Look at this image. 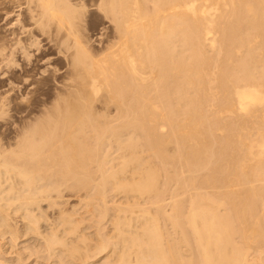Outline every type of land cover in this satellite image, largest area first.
Wrapping results in <instances>:
<instances>
[{"label":"bare ground","instance_id":"6f19581e","mask_svg":"<svg viewBox=\"0 0 264 264\" xmlns=\"http://www.w3.org/2000/svg\"><path fill=\"white\" fill-rule=\"evenodd\" d=\"M3 7L19 14L10 40L0 37V62L48 46L64 78L48 117L21 132L17 150L0 149L1 246L6 235L33 238L61 264H264V0H0ZM96 21L98 33H86ZM178 189L189 192L186 206ZM164 190L173 198L162 211L196 249L167 243L148 206L165 201ZM87 213L99 215L92 233ZM254 237L263 249H251ZM1 246L0 264L20 262Z\"/></svg>","mask_w":264,"mask_h":264},{"label":"rangeland","instance_id":"374dc122","mask_svg":"<svg viewBox=\"0 0 264 264\" xmlns=\"http://www.w3.org/2000/svg\"><path fill=\"white\" fill-rule=\"evenodd\" d=\"M19 14V12H18V10L17 9H15V8H11V7H3V8H1L0 9V31L1 32H3V34H5V35H3L1 32V34H0V37H3V38H6L7 39V35H9L10 34V32L9 31H11V29L13 30V28H15L14 26L15 25H13V22H15V21H17V19L16 18H18V15ZM20 18V17H19ZM16 19V20H15ZM89 21H91L90 19H89ZM97 21H99V20H97ZM96 21V23L98 24V25H93L92 27H88L87 26V28H88V30H89V32H87L88 30H86V33H90V32H92L91 34L94 36L95 35V33L97 34L98 33V31H99V29L102 27V25H101V23L99 22H97ZM92 22V21H91ZM13 26V27H12ZM96 26V28H94ZM99 27V28H98ZM10 29V30H9ZM95 31H94V30ZM96 29H98V30H96ZM9 30V31H8ZM7 31V32H6ZM94 31V32H93ZM7 33V34H6ZM90 34V35H91ZM91 35V36H92ZM96 38V37H95ZM9 39V38H8ZM7 39V40H8ZM10 40V39H9ZM14 42V41H13ZM44 43H42V44H40V48H42L43 46H44V48H46V45H43ZM44 48H42V49H44ZM37 52V48L34 46V47H32L31 48V51L33 52L34 50ZM49 47L47 46V48L45 49V52H44V54L41 56V54H34L35 53V51L32 53L31 52V55L30 56H27L28 57V59H27V57H25V55H20V54H17V56L15 57V59H14V61H11V62H8V63H10L9 65H7L8 63H6V62H0V149L1 150H17L18 149V147L16 146L18 143H21L22 142V138H23V131H24V133H25V130H26V132L28 131V130H32L33 129V127H36V125H38V123H40L41 121H43V120H45L47 117H48V111H50V109H52V106H53V101L55 102V99L53 100V98H55V93H53V92H56V89L55 88H57L58 86H59V81H62L63 80V78L64 77H62V74H54L53 72L56 70V69H54V68H57V67H60L58 70H61L63 67H64V63L63 64H60V61H58V59L57 60H53V59H51L52 61H50V59H48V58H51V57H53L52 55H54V52H52L53 51V49H49ZM48 50V51H47ZM48 53H47V52ZM47 53V54H46ZM33 54V55H32ZM51 56H49V55ZM20 55V56H19ZM35 55H38V57H36ZM32 56V57H31ZM41 56V57H40ZM19 57H21V58H19ZM25 57V58H24ZM39 59V57H40V60H41V65H40V60H39V63H38V61L35 59ZM44 57V58H43ZM18 58V59H17ZM31 60H30V59ZM45 58H47V59H45ZM24 59H26V62L25 61H23ZM34 61H33V60ZM43 59V60H42ZM17 60L19 61V62H17ZM21 60V61H20ZM48 60V61H47ZM15 61H16V64H15ZM28 61V62H27ZM29 61H30V63H29ZM32 61V62H31ZM44 61H46L47 63H45ZM59 62V64H58V62ZM13 62V63H12ZM23 62V63H22ZM48 62H51V63H48ZM56 62V63H55ZM18 63H19V65H18ZM24 63H26V64H24ZM34 63V64H33ZM36 63H38L37 65H36ZM46 65H45V64ZM62 63V62H61ZM11 64H13V66L15 65L16 67L14 68ZM45 66H44V65ZM55 65V66H53V65ZM3 65V66H2ZM26 67H25V66ZM35 65V66H34ZM50 65H51V67H50ZM58 65V66H57ZM5 66V67H4ZM9 66H11V68L13 67L14 69H11V68H9ZM17 66H18V68H17ZM28 66V67H27ZM36 66H37V68H36ZM40 66H42V67H40ZM49 67V68H51V70H49V68L47 69L46 67ZM21 67V68H20ZM23 67H25L26 69H28V70H26L25 68H23ZM3 68V69H2ZM31 68H34V69H32L31 70ZM39 68H40V70H39ZM45 68V69H44ZM8 69H10V70H8ZM20 71H19V70ZM43 69V70H42ZM14 70H16V72L14 71ZM22 70V71H21ZM26 70V71H25ZM46 70V71H45ZM52 70H54V71H52ZM10 71V72H9ZM12 71H13V73H12ZM19 71V72H18ZM24 71V72H23ZM30 71H33L32 73H30L31 75H34V76H32V77H30L31 75L29 74V72ZM36 71V72H35ZM39 71H40V73H39ZM43 71H44V73L45 74H48V72L47 71H51L52 73H53V75H52V73L50 72L49 73V75H45L44 73H43ZM4 72V73H3ZM16 74H15V73ZM18 72V73H17ZM43 74H42V73ZM9 73H11V74H9ZM20 73V74H19ZM26 73V74H25ZM35 73V74H34ZM38 73H39V75H38ZM9 74V75H8ZM13 74H15L16 76H17V78L19 79L20 78V80L21 79H23L24 78V80L26 79V78H29V79H26L25 80V82H24V80H21V81H19L17 78H16V76L14 75V77H13ZM22 74V75H21ZM25 74V76H23ZM28 74V75H27ZM18 75L20 76V77H18ZM28 77H27V76ZM30 75V76H29ZM36 75V76H35ZM41 75V77L43 76V78H39V76ZM52 75V76H51ZM10 76L12 77V79L10 78ZM23 76V77H22ZM45 76V77H44ZM46 76H48V77H46ZM58 76V77H57ZM59 76H60V78H59ZM22 77V78H21ZM51 77V78H50ZM52 77H54L53 79H55V82H54V85H53V83H51L50 84V82H51V80H52V82H53V79H52ZM57 79H56V78ZM39 78V81L37 80ZM46 80H45V79ZM58 78H59V80H58ZM62 78V79H61ZM14 79H15V81H14ZM17 79V80H16ZM42 79V80H41ZM44 79V80H43ZM7 80V81H6ZM10 80V81H9ZM48 80L50 81V82H48ZM38 81V82H37ZM42 81V82H41ZM58 81V82H57ZM4 82H5V84H4ZM11 82V83H10ZM12 82H14V83H12ZM17 82V83H16ZM20 82V83H19ZM36 83V84H32V83ZM41 82V83H40ZM9 83V85H7ZM29 83H31V86H30V84ZM40 84V85H38V84ZM15 85V86H13V85ZM57 84V85H56ZM23 85V86H22ZM27 87V86H30V87H32L33 85L35 86H33L32 87V89L31 90H33V91H30V88L29 87H25V86ZM38 85V86H37ZM56 85V86H55ZM22 86V87H21ZM55 86V87H54ZM12 87V88H11ZM15 87V88H14ZM48 87H50V88H48ZM35 90H34V89ZM11 89H13L14 91H12ZM48 89V90H47ZM55 89V90H54ZM22 90V91H21ZM25 90V91H24ZM27 90V91H26ZM46 90V91H45ZM35 91V92H34ZM48 91V92H47ZM53 91V92H52ZM26 92H28V93H26ZM47 92V93H46ZM49 92H51V93H49ZM43 93V94H42ZM53 93V94H52ZM11 94V95H10ZM41 95H43V97L41 96ZM48 97H47V96ZM53 95V96H52ZM22 96H25V97H22ZM46 97V99L45 100H43L45 97ZM52 99H51V98ZM8 99V100H6V99ZM18 98H19V100H18ZM21 98V99H20ZM24 98V99H23ZM42 98V99H41ZM17 100V101H14V102H12L13 100ZM22 99L24 100V101H22ZM41 99V100H40ZM51 99V100H50ZM10 100H12V101H10ZM2 101H4L5 103H2ZM19 101V102H18ZM40 101L43 103V105L42 104H40L39 105V103H40ZM45 101V102H44ZM50 101H51V104H49L50 103ZM7 102V103H6ZM10 104H9V103ZM17 102L19 103V105L17 106ZM39 102V103H38ZM7 104V105H6ZM21 104V105H20ZM38 104V105H37ZM45 104V105H44ZM47 104V105H46ZM49 104V105H48ZM6 105V106H5ZM37 105V106H36ZM42 105V106H41ZM52 105V106H51ZM36 106V107H35ZM38 106H40V107H38ZM47 106H48V108H49V110L47 109ZM41 107H43V109L41 108ZM44 107H45V109H44ZM5 108V109H4ZM18 108H19V110H22L21 111V113H20V111L18 110ZM22 108V109H21ZM23 108H26V109H23ZM35 108H39L38 110H36ZM43 110L42 112L44 113V110H45V114H47V115H44L43 113H41L40 111H41V109ZM16 109H17V111H16ZM28 109V110H27ZM31 111H30V110ZM32 109H34V111H32ZM27 110V111H26ZM39 111V112H36V111ZM47 110V111H46ZM25 111V112H24ZM18 112V113H17ZM47 112V113H46ZM27 114V116H25L24 117V114ZM30 113H35V114H30ZM41 113V114H40ZM18 114V115H17ZM25 114V115H26ZM30 115V117H29V115ZM36 114L38 115V118L37 117H35L36 116ZM23 115V116H22ZM35 115V116H34ZM43 115V116H42ZM13 117V119H12V117ZM11 117V118H10ZM22 117V118H21ZM28 117V118H27ZM31 117H32V119H33V117H34V119H33V121L32 120H30L31 119ZM42 119H41V118ZM43 117H44V119H43ZM23 118H24V120H23ZM30 118V119H29ZM36 119H38V120H36ZM11 120V121H10ZM28 120V121H27ZM37 121V122H35V121ZM40 120V121H39ZM19 121V122H18ZM24 121L26 122V123H24ZM30 121V122H29ZM33 123H36V124H33ZM17 123V124H16ZM22 123V124H21ZM24 123V124H23ZM31 123V124H30ZM32 124H33V126H32ZM26 125V126H25ZM35 125V126H34ZM30 129H29V128ZM24 129V130H22V129ZM20 133V135H19V133ZM22 132V133H21ZM5 135V136H4ZM17 135H19L18 137H15V136H17ZM19 138V139H18ZM10 141V142H9ZM4 143H5V145H4ZM9 143V144H8ZM6 144H8V145H6ZM16 144V145H15ZM1 145H2V147H1ZM15 145V146H14ZM6 146H7V148H6ZM14 146V147H13ZM3 148V149H2ZM5 148V149H4ZM17 148V149H16ZM182 192H184V193H182ZM187 194H186V193ZM165 193V194H164ZM170 193H172V190H164V192H163V196H162V198H164L165 199V201H163L162 203H160V204H154V205H148L149 207H151V208H153L152 210L154 211V213H156L158 216H159V218H160V220H161V223H162V227H163V230H164V233L166 232V234H165V236H166V241H167V243L168 244H170L171 246H173L175 243H176V241H177V243L178 244H176L177 245V247H178V249L180 248V249H196L195 247H194V242L193 241H190V244H188L187 243V239H192V238H190V236L188 235V233H187V235L185 234V233H182L180 230H177L176 229V227L174 226V224H173V221L172 220H169V218H168V216L166 215L167 213H165V212H163L162 211V207L164 208V209H168V208H170L171 207V202H172V194H170ZM188 191H186V190H183V189H178V190H176V195H177V198L179 199V200H181V201H183L184 203H183V206H186L187 204H188V198H189V196H187L188 195ZM182 194V195H181ZM184 194V195H183ZM168 195V196H167ZM165 196V197H164ZM179 196H181V198L179 197ZM187 197V198H186ZM234 197L235 196H233V199H234ZM167 198H171V199H167ZM236 198V197H235ZM74 199V200H73ZM176 199V198H175ZM185 199V200H184ZM168 200V201H167ZM239 200H244V198L243 197H241V199H237V201L235 202L237 205H236V207L238 206L239 208L240 207H242L241 205V203L243 202H241V201H239ZM71 202H75V204H77L78 203V200L77 199H75V198H72L71 199ZM77 202V203H76ZM169 202V203H168ZM72 203V204H73ZM240 203V204H239ZM74 204V205H75ZM79 204V203H78ZM257 206H259L260 207V204L258 203V205ZM155 207V208H154ZM161 207V208H160ZM237 207V208H238ZM258 207V208H259ZM238 208V209H239ZM159 209V210H158ZM169 210V209H168ZM82 211V210H81ZM171 210H169V212H170ZM168 212V213H169ZM86 215V217H87V220H86V225L87 226H91L88 230H89V232H93V231H95V227H92L93 225L94 226H97V224H98V221H99V219H95L97 216H99L98 215V213H95V215H97L96 217H92V214L91 213H87V214H85ZM110 217L112 218V211L110 212ZM161 215V216H160ZM109 216L107 217V219L104 221V222H106L105 224L107 225H105L107 228L106 229H108V228H110L111 229V227H112V222L110 221L111 220V218H110ZM89 218V219H88ZM109 220V221H108ZM110 222V223H109ZM169 222V223H168ZM240 222V221H239ZM238 222V220L235 222L236 223V225H237V227H238V229H241V224ZM93 223H95V224H93ZM110 224V225H109ZM170 226V227H169ZM241 226V227H240ZM171 227H172V230H171ZM91 228H93V229H91ZM166 229V230H165ZM175 229V230H174ZM93 230V231H92ZM109 230V229H108ZM183 231V230H182ZM172 232V233H171ZM176 233V234H175ZM170 234V235H169ZM171 234H173L172 236H171ZM176 235H177V240H176ZM240 235V236H239ZM6 237V238H5ZM3 239H2V246H1V244H0V246L1 247H4L5 249H3L4 251H3V253H5V254H7V255H5V256H7L8 258H9V256H10V258L9 259H11V258H13L12 260L13 261H16V262H18V261H22V263H20V262H18V264H61L60 262H59V259L57 258V257H55V256H53V255H50L46 250H44L45 248L37 241V240H35V239H33V238H30V239H27V240H25V241H23V243H22V239L21 240H15L14 242H13V240L11 239V237L9 236V235H6ZM175 237V238H174ZM173 238V240H171ZM179 238V239H178ZM239 241H238V240ZM241 239H242V237H241V234L239 233L238 235H237V238H236V241H238L239 243L241 242H243V240L241 241ZM12 240V241H11ZM34 240V241H33ZM256 240V241H255ZM258 237H254V240L251 242V244H250V246L252 247L251 249H263V243H261V241L260 240H258ZM175 241V243H173V242ZM5 242V243H4ZM9 242V243H8ZM12 242V243H11ZM19 242V243H18ZM31 242H32V244H31ZM171 242V243H170ZM254 242V243H253ZM4 243V244H3ZM16 244V246L14 245V244ZM18 243V244H17ZM22 243V244H21ZM25 243V244H24ZM37 245H36V244ZM253 243V244H252ZM21 244V245H20ZM31 244V245H30ZM35 244V245H34ZM25 245V246H24ZM169 245V246H170ZM25 248H24V247ZM32 246V247H31ZM33 246H38V247H33ZM256 246H258V247H256ZM255 247V248H254ZM9 248V249H8ZM11 248V249H10ZM26 248H28L29 249V251H28V249H26ZM31 248V249H30ZM35 250L36 249V251H34L33 249ZM37 248H39L38 250H37ZM42 248H43V250H42ZM5 250H6V252H5ZM40 250V251H39ZM7 251H9V252H7ZM38 251V252H37ZM41 251H42V253H41ZM44 252H45V254H44ZM47 252V253H46ZM20 253V254H19ZM18 255V256H17ZM44 255V256H43ZM20 256V258H18ZM48 256V257H47ZM50 257V258H49ZM18 259H20V260H18Z\"/></svg>","mask_w":264,"mask_h":264}]
</instances>
